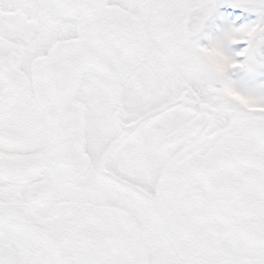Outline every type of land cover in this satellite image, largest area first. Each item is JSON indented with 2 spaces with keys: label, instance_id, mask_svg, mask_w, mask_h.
I'll use <instances>...</instances> for the list:
<instances>
[{
  "label": "snow or ice",
  "instance_id": "snow-or-ice-1",
  "mask_svg": "<svg viewBox=\"0 0 264 264\" xmlns=\"http://www.w3.org/2000/svg\"><path fill=\"white\" fill-rule=\"evenodd\" d=\"M0 264H264V0H0Z\"/></svg>",
  "mask_w": 264,
  "mask_h": 264
}]
</instances>
